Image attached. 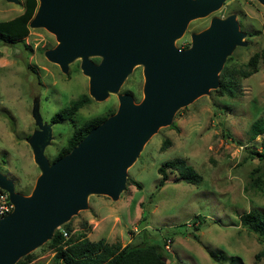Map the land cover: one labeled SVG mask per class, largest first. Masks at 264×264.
<instances>
[{
  "label": "rangeland",
  "instance_id": "1",
  "mask_svg": "<svg viewBox=\"0 0 264 264\" xmlns=\"http://www.w3.org/2000/svg\"><path fill=\"white\" fill-rule=\"evenodd\" d=\"M23 1L0 0V21L19 15ZM232 14L243 44L225 57L217 87L177 109L170 124L149 137L128 166L117 200L88 195L86 208L63 223L72 236L83 234L119 246L161 244L166 239L167 264H264V242L239 221L250 210L264 213V155H258L264 153V133L250 139L248 131L264 111V66L259 62L248 77L239 72L264 47V6L257 0H225L218 10L189 21L174 44L189 47L191 34L205 29L212 17ZM56 44L54 35L42 27H29L16 43L0 42V173L23 195L31 192L40 174L31 148L39 129L50 127L51 138L42 153L51 162L83 120L114 113L119 94H130L135 103L143 98V65L136 64L117 92L100 101L89 96L72 119L51 122L71 100L89 95L80 58L64 73L44 56ZM224 68L231 92L219 95ZM178 157L201 175L200 182L187 183L177 171L167 170V179L159 185L157 169ZM82 221L87 228L80 227ZM29 253L33 257L26 264L52 263L54 251L46 242Z\"/></svg>",
  "mask_w": 264,
  "mask_h": 264
},
{
  "label": "water",
  "instance_id": "2",
  "mask_svg": "<svg viewBox=\"0 0 264 264\" xmlns=\"http://www.w3.org/2000/svg\"><path fill=\"white\" fill-rule=\"evenodd\" d=\"M224 1L37 0L28 25L54 35L56 46L44 52L48 61L66 73L80 58L89 96L98 101L117 92L134 65H143V98L135 103L130 94H119L116 111L53 162L42 153L50 127L39 129L31 148L40 174L28 195L15 192L0 173V188L13 205L0 218V264H15L49 240L86 208L88 195L117 200L128 166L149 137L169 125L177 109L217 87L225 57L243 44L235 16L212 17L205 29L191 34L187 48L174 41L189 21L218 10ZM257 1L264 6V0Z\"/></svg>",
  "mask_w": 264,
  "mask_h": 264
},
{
  "label": "trees",
  "instance_id": "3",
  "mask_svg": "<svg viewBox=\"0 0 264 264\" xmlns=\"http://www.w3.org/2000/svg\"><path fill=\"white\" fill-rule=\"evenodd\" d=\"M37 0H24L22 12L8 20L0 21V42L13 44L22 39L29 32V21L34 15ZM97 60V58L95 59ZM94 60V61H95ZM264 66V47L259 53H254L247 61V69L240 70V75L248 77L257 71L258 63ZM226 69L221 72L219 86L216 89L219 95L231 92L229 82L226 81ZM90 101L87 94H80L76 99L71 100L69 104L57 111L50 121L55 123L60 120H70L77 111ZM107 116H94L83 120L81 125L75 127L71 136L66 143L61 146L54 159L69 153V151L78 144V142L95 126L100 124ZM249 138L254 139L258 135L264 133V111L263 114L255 119L249 128ZM164 147V142L162 144ZM264 147V143H263ZM263 156L264 153L258 154ZM167 170L177 171L179 177L187 183H198L201 175L189 165L184 158H174L164 162L157 172L160 175L159 185L164 184L167 179ZM136 183V182H134ZM137 186L139 184L136 183ZM242 227L248 232L258 235L264 242V213L257 210H250L239 216ZM80 227H88L85 221L80 222ZM66 233V236L63 233ZM166 239L157 243L147 241L142 244L124 246L108 244L104 239L96 241L89 240L85 235L81 234L76 238L71 235V229L67 224H63L61 229H56L51 238L46 241L48 248L54 251L51 264H167L165 255ZM33 257V253H28L15 262V264H26Z\"/></svg>",
  "mask_w": 264,
  "mask_h": 264
},
{
  "label": "built area",
  "instance_id": "4",
  "mask_svg": "<svg viewBox=\"0 0 264 264\" xmlns=\"http://www.w3.org/2000/svg\"><path fill=\"white\" fill-rule=\"evenodd\" d=\"M13 209V205L9 200L8 193L0 188V218L7 215ZM66 236V233H63Z\"/></svg>",
  "mask_w": 264,
  "mask_h": 264
},
{
  "label": "flooded vegetation",
  "instance_id": "5",
  "mask_svg": "<svg viewBox=\"0 0 264 264\" xmlns=\"http://www.w3.org/2000/svg\"><path fill=\"white\" fill-rule=\"evenodd\" d=\"M97 58V61H94L95 63H98L100 61V58L99 57H96Z\"/></svg>",
  "mask_w": 264,
  "mask_h": 264
}]
</instances>
